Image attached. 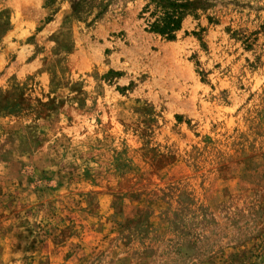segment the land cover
I'll use <instances>...</instances> for the list:
<instances>
[{
	"label": "rangeland",
	"instance_id": "374dc122",
	"mask_svg": "<svg viewBox=\"0 0 264 264\" xmlns=\"http://www.w3.org/2000/svg\"><path fill=\"white\" fill-rule=\"evenodd\" d=\"M187 1L0 0V264H264V0Z\"/></svg>",
	"mask_w": 264,
	"mask_h": 264
},
{
	"label": "trees",
	"instance_id": "16d2710c",
	"mask_svg": "<svg viewBox=\"0 0 264 264\" xmlns=\"http://www.w3.org/2000/svg\"><path fill=\"white\" fill-rule=\"evenodd\" d=\"M149 1L150 4L153 3L154 8L149 9L150 4H147L140 14V17H143L145 29L172 40L174 33L180 28L181 20L190 12L192 3L187 0Z\"/></svg>",
	"mask_w": 264,
	"mask_h": 264
}]
</instances>
